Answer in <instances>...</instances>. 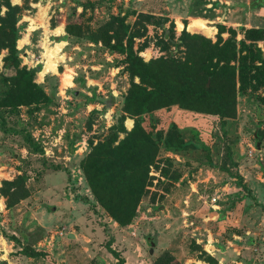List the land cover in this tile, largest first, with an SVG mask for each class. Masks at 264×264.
Masks as SVG:
<instances>
[{
	"label": "rangeland",
	"instance_id": "1",
	"mask_svg": "<svg viewBox=\"0 0 264 264\" xmlns=\"http://www.w3.org/2000/svg\"><path fill=\"white\" fill-rule=\"evenodd\" d=\"M8 1L23 7L21 67L54 95L50 103L0 109V264H118L110 248L124 264H210L207 256L217 264H264V90L239 93L234 119L178 107L155 113L157 128H174L187 147L161 152L151 193L128 227L102 209L81 167L139 82L123 54L96 40L112 16L147 29L135 46H146L140 56L149 62L164 55L163 31L138 22L140 13L174 23L176 37L186 29L216 42L218 25L264 32L261 0ZM194 20L207 30L191 28ZM69 25L84 35L69 34ZM258 46L264 54V39ZM49 64L54 69L45 70ZM134 124L126 118L127 130ZM18 179L29 197L8 207L5 182Z\"/></svg>",
	"mask_w": 264,
	"mask_h": 264
},
{
	"label": "trees",
	"instance_id": "2",
	"mask_svg": "<svg viewBox=\"0 0 264 264\" xmlns=\"http://www.w3.org/2000/svg\"><path fill=\"white\" fill-rule=\"evenodd\" d=\"M262 4L264 0L259 2ZM5 8L4 16H0V55L6 51L3 71L0 70L4 87L0 109L50 103L53 92L49 94L38 85L35 72L21 67L18 57V17L23 7L6 0ZM139 20L141 24L162 29L159 46L164 55L146 62L140 56L146 46L136 49L135 40L145 37L147 29L131 27L120 17L112 16L107 26L97 32V41L125 56L127 71L139 82L133 81L125 95L119 122L96 144L91 142V152L81 165L96 201L123 228L133 223L140 204L151 193L154 179L151 168L157 164L161 152L187 147L174 128L167 131L157 128L154 118L157 111L178 107L223 120L234 119L239 93L264 90V54L258 46L264 39L262 30L238 32L218 25L219 37L213 42L186 29L176 37L175 24L168 28L166 18L140 13ZM84 30L72 25L67 28L73 36H83ZM225 33L229 34L227 39L223 38ZM239 34L241 40L237 38ZM4 71H10L11 75ZM127 117L135 121L131 130L125 126ZM3 195L7 206L13 207L27 199L29 191L18 179L5 182ZM110 251L118 264H124L120 254L111 248ZM36 255L44 254L36 252ZM207 257L210 264H217Z\"/></svg>",
	"mask_w": 264,
	"mask_h": 264
},
{
	"label": "bare ground",
	"instance_id": "3",
	"mask_svg": "<svg viewBox=\"0 0 264 264\" xmlns=\"http://www.w3.org/2000/svg\"><path fill=\"white\" fill-rule=\"evenodd\" d=\"M179 27L180 28H182V25L181 24H179ZM184 27V26H183ZM191 28H193V29H202V30H207V26H205V24H204V22H202L201 20H194L193 21V23H192V25H191ZM185 29V28H184ZM181 30V29H180ZM53 64V63H52ZM52 64H49L47 67H46V69L45 70H47V69H50V68H52V69H54V65H52ZM55 71V70H54ZM129 124H130V121H129Z\"/></svg>",
	"mask_w": 264,
	"mask_h": 264
}]
</instances>
